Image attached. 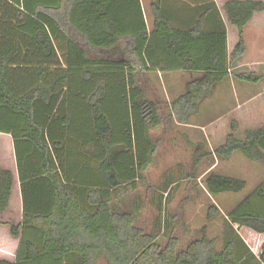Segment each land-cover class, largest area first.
<instances>
[{
  "label": "trees",
  "instance_id": "1",
  "mask_svg": "<svg viewBox=\"0 0 264 264\" xmlns=\"http://www.w3.org/2000/svg\"><path fill=\"white\" fill-rule=\"evenodd\" d=\"M151 1L149 32L141 0H0V223L21 214L6 223L19 240L15 262L0 264H262L235 227L264 233V182L225 217L221 240L208 225L188 227V197L151 225L145 215L163 199L147 179L154 133L174 118L188 124L229 78L263 80L238 62L244 28L264 26V0H228V29L222 19L216 30L204 29L207 15L175 29ZM176 72L198 77L165 106L150 76ZM238 134L233 120L194 169L235 154L264 167V125ZM203 186L211 196L240 194L247 182L211 172ZM220 214L210 205L207 219Z\"/></svg>",
  "mask_w": 264,
  "mask_h": 264
},
{
  "label": "rangeland",
  "instance_id": "2",
  "mask_svg": "<svg viewBox=\"0 0 264 264\" xmlns=\"http://www.w3.org/2000/svg\"><path fill=\"white\" fill-rule=\"evenodd\" d=\"M143 2L145 8L150 9L148 1L143 0ZM249 35V42H251L254 46V34L249 33ZM261 45L262 44L258 43L257 46L258 48L261 47L263 50L264 47ZM253 46H250L252 49V51L251 49L250 51L252 53L254 49ZM243 63L245 66L240 71L249 72L250 69L255 71L253 63H249L245 60ZM150 80L152 82V88L154 89L153 92H156L155 96L160 101L162 99L164 101L167 99L171 100L178 96V94L175 93L167 94L165 92V89H163L164 85L161 83V79L158 77V74L150 76ZM184 85L185 80L180 78H172L168 82V85L166 84V87L167 91L170 92V88L175 89L176 87V89H184ZM233 91L234 89H231V93ZM227 106V102L219 101V103H217L216 106H214L213 109L209 111L210 114L206 116V119H192L189 125H183L174 120L173 122H170V126L167 131L154 133V139L159 142V147L153 165L147 174V179L149 185L153 189H157L156 196H161L163 199L160 210H158V208H149L145 215L146 225H151L158 211L160 212V216L164 217V209L170 201V203L173 205V211H176L182 200H185V198L188 197L191 200L184 204L183 207L185 213V222L187 223L188 227L191 230H196L208 225L209 236L211 238H219L221 240L225 227V217L221 213L214 220L208 221V207H210V205L216 204L222 210H225V208L232 205V198L236 201L240 200L244 198L248 192H252V190H254L259 184L264 182V167L259 164L247 161L241 154H235L232 159L226 162L211 158L209 160L210 164L208 166V163H204V165H202L203 167L197 166L194 169V162L196 160L194 148L191 146V143L189 144L186 141V138H191L195 141L203 140L201 136L202 132L197 127H195V125H203L207 122H212V120L216 117H219V115L224 116L228 110L227 108H224ZM232 121V116L229 118L223 117V120L219 126L215 125L216 127L208 130L209 133L213 132L212 135L208 134L209 137L207 136L208 138L206 140L204 139L205 146L208 150L215 149L223 142L226 135L230 133V125ZM246 124V121H242L241 128H239V137L246 130ZM252 126V129L258 128L256 125ZM204 134H206V131L203 132V135ZM214 163V168H210V166ZM193 172L195 179H193V182H191L188 180L187 176L189 173ZM209 172L217 173L223 176H232L240 179H246L248 188L240 194H227L215 199L214 197L209 196L206 190H204L205 188L203 186V181ZM194 186L197 189V193L192 190ZM20 220L21 214L13 212L12 215L8 214L2 218L0 223V255H2V257L11 263H14L15 261V253L18 249L19 240L13 239L11 237L10 228L6 225V223H18ZM243 231L245 230L243 229L241 232L243 233ZM99 264L105 263L102 261Z\"/></svg>",
  "mask_w": 264,
  "mask_h": 264
},
{
  "label": "crops",
  "instance_id": "3",
  "mask_svg": "<svg viewBox=\"0 0 264 264\" xmlns=\"http://www.w3.org/2000/svg\"><path fill=\"white\" fill-rule=\"evenodd\" d=\"M147 1L150 9L145 8L143 0H141V4H142L147 28L149 32H151L153 30V25H154L153 23L154 19L151 13L152 1L151 0H147ZM160 1H161L160 8L162 14L170 21L171 25L175 29L188 30L194 28L195 26L198 25L201 15H207V18L203 25L205 30H216L221 26L220 21H222V19L225 23L226 28L228 29V25L225 22L223 10H222L225 3L228 0H160ZM216 9H218V11ZM249 33L254 34V38H255L254 46L252 45L251 42H249L250 41ZM243 37L246 42L247 50L243 58L238 62V68L242 69L245 66V64L243 63L245 60L249 63H253V67L255 68L254 72H257L259 73V75H262L264 77V48L262 50L261 47L258 48L257 46L258 43H260L264 47V26L262 28L251 27V26L245 27L243 30ZM250 46H253L254 48L253 53L251 52L252 49L250 48ZM250 71L252 70L250 69ZM152 75H156V74L153 73ZM158 77L161 79V83H163L164 85L163 89H165V92L167 94L169 93L178 94V96H176L171 100L170 99H167L166 101H164L163 99L161 100V102H165V106L166 105L169 106V104H171L172 101L176 100L178 97H180L186 92L188 84L193 79L197 78L198 75H192L184 72H176V73H168V74L159 73ZM163 77L165 80L163 79ZM172 78H180L182 80H185L184 89H180V88L176 89V87L175 89H173L169 87L170 88L169 90L171 91L168 92L166 84L168 85V82ZM134 89H136V87ZM142 89H143L142 91L144 97H146L145 94L151 91V89L145 86L142 87ZM231 89L232 90L234 89L232 93H231ZM147 98L148 100L152 99L151 96H147ZM219 101L227 102L228 104V106L224 108V109L226 108L228 109L227 112L224 114V116L219 115V117L214 118L212 122H207L203 125L201 124L195 125V127H197L202 132L201 136L203 140L195 141L194 139L185 137L186 141L189 144L191 143V146L194 148V154L196 156V159L198 160L202 157L204 153H210L213 151V149L212 150L207 149V147L205 146L204 139L206 140L209 137L208 134L211 135L213 134V132L209 133L208 130L216 126H219L221 124V121L223 120V117L229 118L232 116L233 120H236L238 122L239 128H241L242 121L247 122L246 124L247 128L253 127L252 125H256V126L264 125V78L260 83L256 85L239 82L234 78H229L225 80L222 84H220L215 88V91L210 98L203 101L200 107L199 115L195 117H191L187 125H189L190 121L195 118L206 119V116L210 114L209 111H211L213 107L216 106L217 103H219ZM174 120L176 119L174 118L171 122H173ZM165 131L166 128L164 129V132ZM205 131L206 134L203 135V132ZM234 156L235 155H233V157ZM210 159L211 158L201 160V162L197 166L203 167L202 165H204V163H208L207 164L208 166L210 164L209 161ZM214 165L215 163L212 164L210 168H214ZM226 177L240 179L232 176H226ZM240 180L246 181V179H240ZM262 184L263 182L259 184L254 190H252V192L250 193L248 192L247 195L240 200L236 201L235 199L232 198V205H231L232 207L228 206L227 208H225V210H222L218 205L216 204L214 205H216L220 209V212L223 214L224 217H227L229 213H231L234 209H236L244 201L246 197L251 195ZM247 188H248V183L245 189L247 190ZM224 195L227 194H220L216 196L209 195V196L214 197L216 199ZM235 229L239 234V236L241 237V239L243 240V242L246 244L250 253L253 256H255L257 259L261 260L262 261L261 263L264 264V233L259 234L248 228L237 227V226L235 227ZM243 229L245 231H243L242 233L241 231ZM218 244H219L218 248H220L221 242H218ZM2 260L8 261L4 257H2V255H0V261Z\"/></svg>",
  "mask_w": 264,
  "mask_h": 264
}]
</instances>
